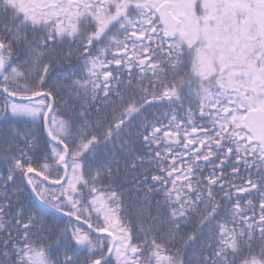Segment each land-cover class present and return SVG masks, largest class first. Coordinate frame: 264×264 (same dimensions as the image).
Instances as JSON below:
<instances>
[{
	"label": "snow or ice",
	"instance_id": "1",
	"mask_svg": "<svg viewBox=\"0 0 264 264\" xmlns=\"http://www.w3.org/2000/svg\"><path fill=\"white\" fill-rule=\"evenodd\" d=\"M60 91L82 102L66 118ZM0 98V115L46 133L36 159L39 134L8 129L30 151L0 173V264H264V0H0ZM145 106L167 123L134 125ZM125 130L148 149L139 166L159 169L143 200L165 210L135 225L115 155L98 151L123 150ZM25 186L71 230L26 209Z\"/></svg>",
	"mask_w": 264,
	"mask_h": 264
},
{
	"label": "trees",
	"instance_id": "2",
	"mask_svg": "<svg viewBox=\"0 0 264 264\" xmlns=\"http://www.w3.org/2000/svg\"><path fill=\"white\" fill-rule=\"evenodd\" d=\"M63 47H67V44L63 45ZM73 64L76 63V60L72 61ZM65 68H68V73H71V69L68 67V64H65ZM64 69H58L56 74L52 76L51 83L55 84L59 81L63 84V77L65 76ZM126 96L131 95V93H126ZM0 102H2V98H0ZM80 101H77L74 94H70L68 91H60L56 96V111L61 116L66 118L70 112L66 105L73 106L79 111L81 106ZM146 111H143L141 116L133 121L134 125H139L145 117H155L156 115L159 117H164V113L168 112L166 107H147ZM162 112L157 114L158 111ZM90 121L101 120L103 121V116H98L96 114L95 108H91L89 112ZM159 120V119H158ZM147 121L148 120L147 118ZM153 122V121H152ZM79 121L77 125H79ZM42 121L38 124H32L30 121L20 120L16 121L12 117L8 116L6 119L4 115H0V173H5L7 168L12 163L13 157L19 156L20 151L24 150L25 152H29L30 149L23 142V139L16 141H11V137L8 133L9 127L21 128V129H30L36 131L41 138V151H37L34 154V158L41 159L43 155V149L46 147L43 143L44 139H46L44 135V131L42 129ZM127 131L122 134V139L126 145V147L121 150L120 141H109L103 142L107 144V148L103 146L98 150L101 152L110 151L115 155V164L113 171L116 173L118 177V182L113 184L117 190H122L125 195V201L128 205L127 214L129 219L132 220V223L135 225L138 222V217L143 215L147 217V213L151 212L152 216L155 217L157 215H164V207L162 204V198L159 195H153L149 197L148 202L145 203L143 200V193L149 187L148 183H145V176L147 173L158 174L159 169L155 165H148L147 162L145 167L139 166V161L135 159V157L142 155L148 151V149L142 143V139H136L135 136L129 137L127 135ZM131 131H142V129L133 128ZM83 163L85 165L92 163L91 154L85 153L83 156ZM137 164L135 170L132 168V164ZM210 169H206L204 175H208V171ZM231 169H227V173H230ZM148 181L151 180V176H147ZM229 179H233V177L229 176ZM239 184V180L236 181ZM139 192L141 195L137 197L136 193ZM220 195H223L222 193ZM247 197H245L246 199ZM21 203H23L27 208H31L33 212H40L47 218V223L53 225L54 227H67L69 231L73 227L75 221L72 218H69L64 212L58 211L52 208L49 205H45L42 202H39L35 195H33L28 188V186L24 187V193L21 197ZM158 203L160 205L159 212L157 211ZM138 210H143L138 211ZM67 209H65V212ZM95 220V217H93ZM87 230V229H85ZM192 226L189 225L185 231H191ZM96 235L93 234V239H96ZM200 249V243L193 245L190 249H185L186 253L185 258L190 259L193 255L198 252ZM86 252L81 251L80 255L83 257Z\"/></svg>",
	"mask_w": 264,
	"mask_h": 264
},
{
	"label": "flooded vegetation",
	"instance_id": "3",
	"mask_svg": "<svg viewBox=\"0 0 264 264\" xmlns=\"http://www.w3.org/2000/svg\"><path fill=\"white\" fill-rule=\"evenodd\" d=\"M162 120H164V121H165V124L167 123V120H165V119H162Z\"/></svg>",
	"mask_w": 264,
	"mask_h": 264
}]
</instances>
